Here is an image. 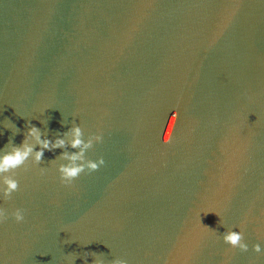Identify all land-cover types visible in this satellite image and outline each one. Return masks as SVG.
<instances>
[{"label": "water", "instance_id": "obj_1", "mask_svg": "<svg viewBox=\"0 0 264 264\" xmlns=\"http://www.w3.org/2000/svg\"><path fill=\"white\" fill-rule=\"evenodd\" d=\"M33 126L0 264H264V0H0V151Z\"/></svg>", "mask_w": 264, "mask_h": 264}, {"label": "clouds", "instance_id": "obj_2", "mask_svg": "<svg viewBox=\"0 0 264 264\" xmlns=\"http://www.w3.org/2000/svg\"><path fill=\"white\" fill-rule=\"evenodd\" d=\"M66 135L70 137L68 146L72 149H78V151H75L72 154L62 153L61 155V159L66 160L67 163L58 165L56 167V171L58 172L59 179L63 184H69L81 172L85 171V169L89 172H93L104 164L102 158H98L95 161L84 159L85 150L91 148L94 142L100 141L101 137L99 135L89 136L87 141H83L81 139V129L79 127L71 128ZM29 140L39 146L35 152H33ZM64 146V139L57 138L54 141L41 139L38 130L34 126L29 127L21 146L13 147L8 151H0V194L4 197H9L10 194L17 189L16 180L6 176L5 174L23 165L29 157H31L32 163L36 164L40 161L44 151L55 148H63ZM0 215H2V213H0ZM12 215L14 216L16 222H21L23 220V216L19 210H16L12 213ZM221 238L230 248H239L242 251L247 250V245L241 242L242 235L239 231L227 230L221 234ZM254 250L259 252L260 246L255 245ZM87 255L88 254H85V257L82 258L83 264L87 260ZM73 259L74 257L69 258V264H71ZM90 264H103V261L98 258H93L90 261ZM111 264H125V262L120 259H114L111 261Z\"/></svg>", "mask_w": 264, "mask_h": 264}]
</instances>
